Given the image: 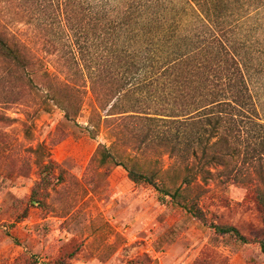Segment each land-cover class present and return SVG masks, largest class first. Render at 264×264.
Here are the masks:
<instances>
[{
  "label": "rangeland",
  "instance_id": "374dc122",
  "mask_svg": "<svg viewBox=\"0 0 264 264\" xmlns=\"http://www.w3.org/2000/svg\"><path fill=\"white\" fill-rule=\"evenodd\" d=\"M36 1L44 2L52 15V3L57 9L64 0ZM80 1L101 22L117 23L122 49L145 51L161 62L217 36L240 62L254 115L264 125V0ZM20 5L18 0H0L2 24H16L13 31L42 61L40 69L55 73L58 67L72 86L85 85L73 75V63L67 61L71 56H48L43 46L45 38L67 43L65 53L76 55L75 41L63 40L54 15L41 23ZM83 18L78 22L88 24L90 36L96 37V21ZM48 22L55 30L44 28ZM11 70L12 77L0 81V99L10 101L0 105V264H25L31 254L42 264L58 258L66 264H264L257 244L262 217L248 196V181L226 180L218 172L201 196L208 217H217L210 221L236 226L249 241L242 244L217 235L151 186L134 184L122 168L99 165V145L110 147L114 138L107 127L96 137L87 130L93 102L88 82L83 95L65 89L64 97L76 100L81 109L74 121H65L57 107L43 112L41 97L15 76L20 74L15 67L0 61V77ZM117 130L132 152L139 144L135 131L122 124ZM39 145L44 152H36ZM48 161L55 167L51 186L39 187L45 203L41 209L30 205V198L40 182L38 163ZM170 164L165 156L164 167Z\"/></svg>",
  "mask_w": 264,
  "mask_h": 264
},
{
  "label": "trees",
  "instance_id": "16d2710c",
  "mask_svg": "<svg viewBox=\"0 0 264 264\" xmlns=\"http://www.w3.org/2000/svg\"><path fill=\"white\" fill-rule=\"evenodd\" d=\"M18 1L31 18L41 23L43 18L54 15L52 20L63 40L72 39L77 47L76 55L66 54L67 43L43 39L48 56H71L67 61L73 63V75L84 81L81 88L72 86L69 77H61L58 67L54 66L55 73L40 69L42 61L13 31L16 24H2L5 14L0 15V61L15 67L20 73L15 72V76L25 79L26 86L41 97L43 112L54 106L64 114L65 121H74L81 113L80 106L63 93L70 88L83 95L88 82L93 102L87 130L96 137L102 127H107L114 138L110 147L99 145V165L122 168L134 184L151 186L217 235L230 236L242 244L249 241L236 226L210 221L217 217H208L201 206V196L218 172L226 180L248 181V196L262 217L263 229L257 244L264 253V125L254 115L256 107L242 66L228 47L213 36L190 52L161 62L145 51L122 49L116 39L117 23L101 22L86 5V10L92 12L88 16L80 0H64L57 9L52 3V15L44 2ZM79 17L96 21V37L90 36L88 24L78 22ZM54 25L45 24L44 28L53 31ZM12 73L8 71L0 81L10 79ZM37 77L42 78L41 83ZM9 103L0 99V105ZM120 124L135 131L133 138H138L139 144L132 152L117 130ZM39 151H45L43 145L38 146L36 152ZM165 156L171 161L168 167H164ZM54 167L51 161L38 163L40 182L32 190L30 205L45 207L39 198V187L51 186ZM36 259L31 254L25 264H42ZM44 264L66 263L58 258Z\"/></svg>",
  "mask_w": 264,
  "mask_h": 264
}]
</instances>
